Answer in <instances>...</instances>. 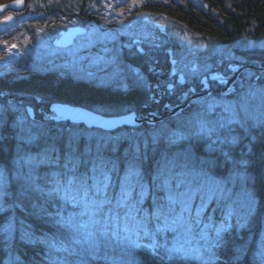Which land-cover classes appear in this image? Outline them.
<instances>
[{
	"label": "trees",
	"instance_id": "trees-1",
	"mask_svg": "<svg viewBox=\"0 0 264 264\" xmlns=\"http://www.w3.org/2000/svg\"><path fill=\"white\" fill-rule=\"evenodd\" d=\"M96 1L26 0L25 15L13 17L28 32L1 33L0 40L21 46L40 27V16L46 28H64L74 14L85 28L106 29L89 15ZM143 11L237 50H253L264 40V0H165ZM155 25L169 37L166 25ZM148 26L140 51L120 45L130 42L126 36L114 48L124 89L99 84L95 69L77 76L13 63L0 72V229L13 224L9 233L0 231V264H264V134L231 158L204 150L200 142L172 148L152 135L141 138L152 128L145 124L107 132L36 113L33 120L22 114L24 126L16 125L21 107L11 110L10 99L44 110L52 103L77 105L107 116L131 110L144 115L158 97L160 105L176 103L181 94L168 77V47L151 39ZM241 56L244 64L264 65L253 54ZM152 64L161 70L153 71ZM167 84L169 96H160ZM121 131L127 137L118 136ZM68 179L75 182L66 196ZM81 186L89 190L88 204ZM92 200L103 204L94 210Z\"/></svg>",
	"mask_w": 264,
	"mask_h": 264
},
{
	"label": "rangeland",
	"instance_id": "rangeland-1",
	"mask_svg": "<svg viewBox=\"0 0 264 264\" xmlns=\"http://www.w3.org/2000/svg\"><path fill=\"white\" fill-rule=\"evenodd\" d=\"M166 1L175 2V0ZM192 1L199 4V0ZM164 2L165 0H100L99 6L98 0L96 1L98 7H93L89 15L105 23L107 28H97V25L86 27L84 33L77 36L73 43L65 48L54 46L53 41L58 38L60 30L80 25L76 15L72 14V20L65 24L64 29L61 27L46 28V21L41 22L42 16L35 18L40 22V27L34 26L31 29L32 35L26 42H22L21 46L9 42L8 39L0 40V69H3L0 71H8L13 63H18L17 67L29 69L27 71L40 73L45 70H55L58 73L68 71L77 76L91 75L95 72L92 69H95L98 74L96 81L99 84L124 89L126 83L124 78L118 74V64L114 63L116 56L113 57V54L114 52L115 54L119 53L114 49L119 47L116 43L121 36H126L130 42L120 45H125L128 48L140 47L142 40L148 35V32L144 30L145 26L152 23V27L155 23L166 25L164 28L167 33L169 32L168 35L171 39L168 41L165 36L160 35L159 31L152 29L154 40L162 44L167 42L166 50H172L167 51V54L174 61L175 70L179 75L185 76L184 78L189 83L199 80L201 83L202 77L210 73L211 70L217 68L224 71L226 64L242 63L246 59L244 60L241 55L250 54L251 51L245 50L232 52L228 47L211 39L194 35L176 23L163 22L160 15L156 19L155 15L143 11L146 5H162ZM8 13L10 12H6L4 17L0 18L4 22L8 21L5 24L0 22V36L1 33H5L3 36L8 37L14 34L13 32L23 30L18 21L11 24L14 19L7 15ZM25 13L19 15H25ZM129 27H133L135 31L127 30ZM27 30L29 28L24 29L22 35L16 34V36L22 37L28 32ZM143 33L147 34L143 36ZM256 42L258 43H254L252 47L264 48L263 41ZM243 51L245 54H241ZM27 60L30 61L27 62ZM240 72L241 75L239 78L237 76L238 80L236 78L234 81L236 84H232L229 92L223 95L206 94L198 97L192 100L193 104L187 112L184 110L188 107L177 111L152 125L148 133L139 135L146 136L141 137L144 139L148 137L147 135H152L154 141L170 143L169 147L172 146V148L179 142H185L186 147H189L190 142L192 144L200 142L203 144L204 150L210 153L214 152L220 157L232 158L234 156L230 153L235 150L251 149L252 142L261 138L258 137V132L264 130V72H257L252 68ZM174 75L176 72H171V76ZM178 76L176 83L184 86V83L179 82ZM178 85L176 87H180ZM175 100L177 101V98ZM10 106L11 110H16L20 105L15 103ZM22 106H20L21 109L19 108L21 115L16 119L18 127L23 125L20 119H24L22 114H26ZM24 129L28 131V128ZM118 136L127 137L126 132L122 131L118 133ZM127 139L132 138L128 137ZM144 139H141L140 142H147ZM246 139L247 141H245ZM243 142L245 146H241ZM187 150L188 148L184 152ZM199 157L204 160L202 156L199 155ZM239 162L243 163V160L240 159Z\"/></svg>",
	"mask_w": 264,
	"mask_h": 264
},
{
	"label": "water",
	"instance_id": "water-1",
	"mask_svg": "<svg viewBox=\"0 0 264 264\" xmlns=\"http://www.w3.org/2000/svg\"><path fill=\"white\" fill-rule=\"evenodd\" d=\"M25 0H22L21 4H17V0H11L9 2L0 4V15L4 14L6 11L20 12L25 8ZM84 33V28L80 26L68 27L66 30H61L59 32V37L56 38L53 42L54 46L65 48L70 46L74 39ZM173 64V63H172ZM248 68H253L251 65H247ZM237 68L238 72L242 69L240 66H234ZM172 73H175L173 70ZM217 74L210 75L209 79L217 78ZM180 78V83H184V78ZM236 76H233L230 81L227 82V86L220 91H227L229 87L236 80ZM206 78L202 79L204 83ZM206 88V87H204ZM208 92L193 94L189 99L183 103L175 106H169L165 104L161 110V115L158 116L153 111H148L144 116H138L135 111L128 112L119 116H106L84 108L77 105L63 104V103H53L49 106L50 113L47 115L48 118L55 122H69L73 125H83L89 129H99L103 131H114L118 128L129 127L135 128L141 126L142 124L154 125L157 122L161 121L163 118L175 114L177 111L186 108L190 100H194L200 96L206 95ZM22 103V101L20 102ZM28 114L33 116L32 107H27ZM39 112H43V108L39 109Z\"/></svg>",
	"mask_w": 264,
	"mask_h": 264
},
{
	"label": "flooded vegetation",
	"instance_id": "flooded-vegetation-1",
	"mask_svg": "<svg viewBox=\"0 0 264 264\" xmlns=\"http://www.w3.org/2000/svg\"><path fill=\"white\" fill-rule=\"evenodd\" d=\"M1 23H5L4 21H0ZM151 26H153V23L151 24ZM155 24H154V27H152V29H155ZM152 29H150L149 30V32H151V39H153L154 40V36H153V32H152ZM185 30H187L186 28H184ZM156 30V29H155ZM188 31V30H187ZM189 32V31H188ZM194 34V33H193ZM194 35H198V36H200L199 34H194ZM200 37H202V38H206V37H203V36H200ZM167 40L169 39V37H167L166 38ZM208 39H210V38H208ZM163 40V39H162ZM155 41V40H154ZM169 41V40H168ZM214 42H216V41H214ZM218 43V42H217ZM165 44H167V42L165 43ZM167 51H172L171 49H169V50H167ZM171 56H169V54H168V59L166 60V63H168L169 64V67H168V69H167V73H168V77L170 76V78H171V80L172 81H174V83L176 84V85H178L176 82H177V76L179 75V73H178V71H176V75H174V76H171V71H172V62H171ZM231 64L232 63H229V64H226L227 66H226V69H224V71H221V70H219V69H217V68H215V69H213V70H211L210 71V73H208V74H206V76H204V77H209L210 75H212V74H214V73H216V74H224V76L227 78V74L229 75L231 72H233L234 70H235V68H233V66H231ZM234 64H236V63H234ZM257 72H264L262 69H255ZM155 72H159V70H155ZM241 75V72L239 73V75H238V78H239V76ZM185 77V76H184ZM203 78V77H202ZM238 78H237V80H238ZM179 80V79H178ZM223 82H222V84H221V82H220V78L218 77V78H214L213 80L211 79H206L205 80V82L204 83H202V80H201V83H200V80L199 81H193L192 83H189V82H187V80H186V78H184V86H180V85H178V86H180V87H178L179 88V90H180V97H177V101H176V103H179V102H185L188 98H189V96H191L192 94H194V93H202V92H204V91H208V95H214V94H216V95H223V94H225V93H217V91L219 90V89H221L222 87H223ZM204 87H206L205 89H203ZM171 89V86H169V85H166V87H165V91L163 92V91H161L160 92V96H162L163 94H165L167 97L169 96V90ZM229 92V91H228ZM227 93V92H226ZM206 97V96H205ZM160 102H161V97H158V100L153 104V106L152 107H149V108H147V109H151L154 113H156V114H160V112H161V110H162V108H163V106L165 105V103H170L169 101H167V102H165V103H163V104H161L160 105ZM172 104V103H171ZM192 104H193V102H191L190 103V105L188 106V108L186 109V110H184V112H187V110L188 109H190L191 108V106H192ZM160 105V106H159ZM159 106V107H158ZM27 107V106H26ZM37 110V112H38V110H39V108H37L36 109ZM46 112H48V110H45Z\"/></svg>",
	"mask_w": 264,
	"mask_h": 264
},
{
	"label": "bare ground",
	"instance_id": "bare-ground-1",
	"mask_svg": "<svg viewBox=\"0 0 264 264\" xmlns=\"http://www.w3.org/2000/svg\"><path fill=\"white\" fill-rule=\"evenodd\" d=\"M261 41H263L264 42V40H261ZM229 49H231L232 50V52H235L237 49L234 47H231V46H227ZM253 48V50L251 49H248V51H251L250 52V54H253V57H255V59H260L261 61H262V64H264V60H263V57H264V48H258V47H252ZM261 54H263V55H261ZM239 66L241 67V69H242V71H245V70H248V68H247V66L244 64V62H239ZM259 69H262V67H260ZM152 70L153 71H155V70H161V68L159 67V66H157V65H153L152 64ZM238 70H234L233 72H231L229 75L227 74V78L224 76V74H219L218 75V77L220 78V82H221V84H222V82L224 83L223 84V87L221 88V89H219L218 91H217V93H223L224 91H220V90H222L223 88H225L226 86H227V82L228 81H230L231 79H232V77L233 76H238ZM217 77V78H218ZM203 78H209V77H203ZM216 79V78H215ZM231 87H232V85L229 87V89L228 90H230L231 89ZM33 109V113H37V110L35 109V108H32ZM181 110H183V109H181ZM181 110H179V111H181ZM178 111V112H179ZM264 134V130H261V131H259L258 132V137H261L262 135ZM256 140V139H255ZM259 140L260 139H258V140H256V141H254V142H259ZM245 141H247V139L245 140ZM243 146H245V145H243ZM244 150H243V148H241L240 149V153H242ZM245 151H248V150H245ZM250 152V151H249ZM251 154H253L252 153V150H251ZM251 159L252 158H247V161H248V163L250 164V162H251ZM221 166H223V164H221ZM225 169H227V168H225ZM214 178H217V177H214ZM218 180H220V179H218Z\"/></svg>",
	"mask_w": 264,
	"mask_h": 264
},
{
	"label": "snow or ice",
	"instance_id": "snow-or-ice-1",
	"mask_svg": "<svg viewBox=\"0 0 264 264\" xmlns=\"http://www.w3.org/2000/svg\"><path fill=\"white\" fill-rule=\"evenodd\" d=\"M21 3H22V0H17V4H21ZM9 19H11V18H9ZM202 130H203V129H202ZM44 159L46 160L47 157H44ZM25 163L28 164V165H31V164H32V160H31V159L26 160ZM30 175H31V173H30ZM4 177H5V174H4L3 170H0V187L3 186V183H4ZM74 182H75L74 179H68V180H67V187L65 188V195H66V196L68 195L69 189H71V186L74 184ZM58 183H59V182H58ZM81 191H82V193H83V198H84V200H85V203L88 204L87 197H88V191H89V190H88L86 187L81 186ZM100 191H101L100 187L97 186V187H96V193H97V195L99 194ZM124 194L126 195V193H124ZM168 199H169L170 202H174V201H173V197H172L171 195L168 197ZM73 200H74V202H75V198H74V197H73ZM102 204H103V201H100V202H99V205L97 204V201H96V200H92V201H91V206L93 207L94 210H95L96 207H99V206H101ZM161 211H162V208H158V209H157V212H158V213H160ZM12 228H13V224H12V222L10 221V222H9L8 224H6L2 229H0V231H2V232H4V233H9V232L12 230ZM218 243H219V241H218Z\"/></svg>",
	"mask_w": 264,
	"mask_h": 264
}]
</instances>
